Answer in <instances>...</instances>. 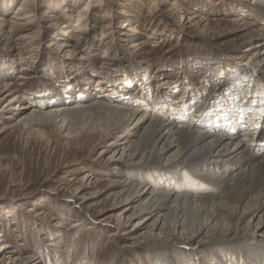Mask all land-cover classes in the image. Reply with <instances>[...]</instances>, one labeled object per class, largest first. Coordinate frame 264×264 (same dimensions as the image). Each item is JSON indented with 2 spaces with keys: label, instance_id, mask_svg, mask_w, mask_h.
I'll return each instance as SVG.
<instances>
[{
  "label": "rangeland",
  "instance_id": "obj_1",
  "mask_svg": "<svg viewBox=\"0 0 264 264\" xmlns=\"http://www.w3.org/2000/svg\"><path fill=\"white\" fill-rule=\"evenodd\" d=\"M26 1L0 0V16L7 21L0 23V87L10 84L21 104L43 107L48 103L41 98L44 91H51L60 103L65 101L63 81L78 87L72 96L95 97L100 92L94 89L95 81L104 77L100 73L105 70L106 86L113 87L117 103L129 97L124 95V78L147 81L145 101L176 113L174 100H186L191 112L187 122L196 121V113L217 102L218 95L231 102L238 101L236 96L244 90H248L246 97L262 93L264 66L259 61L264 60V51L255 52L251 44L264 27L263 15L246 17L256 22L258 31L241 30L230 21L254 0H168L165 4L164 0ZM22 9L28 18L12 19ZM19 74L29 79H19ZM86 81L91 87L82 90ZM138 101L133 104L135 109L141 108ZM15 104L11 106L18 110ZM4 126L6 122L0 129ZM39 128H10L0 133V246L7 243L17 256H34V263L38 259L42 264H151L157 257L148 252H160L157 247L162 244L186 241L177 234L156 236L138 242L137 248L125 249L134 240L131 235L140 232L134 230L142 215L128 220L118 213L121 208H115L105 190L103 181L108 177L101 175V183L88 189L86 197H76L67 187L77 177L74 173L81 178L88 171L77 169L107 160L109 153L98 156L109 139L93 148V140L68 143L50 125L43 131ZM241 131L237 129L236 134ZM176 159L167 156L152 167L167 168ZM178 186L179 181L173 189ZM74 222L79 227L70 229ZM250 224L252 228L237 236L247 238L258 231L253 230L255 221Z\"/></svg>",
  "mask_w": 264,
  "mask_h": 264
},
{
  "label": "bare ground",
  "instance_id": "obj_2",
  "mask_svg": "<svg viewBox=\"0 0 264 264\" xmlns=\"http://www.w3.org/2000/svg\"><path fill=\"white\" fill-rule=\"evenodd\" d=\"M254 1L245 6L247 9L241 8V16L230 20L237 28L256 30V22L246 21V17L263 15L264 18V0ZM165 3L168 0H164ZM23 10L12 19L26 20L28 16ZM0 23L5 25L7 21L0 16ZM205 23L201 26H206ZM262 23L264 26V19ZM252 40L255 41L251 44L255 52L264 51V27L259 28ZM259 62L264 66V60ZM106 71L100 73L104 77L95 81L94 89L100 91L95 97L82 94L80 98L74 97L71 94L78 87L63 81L67 99L61 101L62 106H57L60 101L51 91L42 94L44 102L48 100L43 107L34 108L30 102L21 104L17 91L10 84H3L0 87V102L3 103L0 124L6 122L8 126L1 128L0 133L18 127H40L43 131L45 125H50L68 143L93 140L94 148L109 139L98 156L109 153L107 160L77 169V172L88 171L81 178L74 173L77 177L67 187L76 197H86L88 189L93 190L101 183V175L108 177L109 180L103 181L105 190L115 208H121L118 213L128 220L142 215L134 230L140 232L131 235L134 240L125 249L137 248L138 242H147L156 236L169 238L177 234L186 237L182 243L158 246L160 252H148L157 257V262L154 259L151 264H264V237L261 235L264 233V86L258 96L252 94L251 97L250 94V98L246 97L248 90L236 94L238 101L228 102L226 97L218 95L217 102L208 103L196 113V121L187 122L191 113H188L189 102L176 98L172 103L178 104L176 113L164 110L159 104L153 107L145 101L147 81L137 79L133 82L129 77L124 78V95L129 97L117 103L111 93L113 87L106 86L109 83L104 80ZM19 79L29 78L19 74ZM144 79L148 78L144 76ZM88 81L82 83L86 85L82 90L90 89ZM138 81L141 89L135 83L139 84ZM162 85L165 83L160 84V88ZM50 99L56 103L51 105ZM138 100L142 105L135 109L133 104ZM13 102L18 110L12 108ZM258 127L260 131H257ZM239 128L242 131L236 134ZM167 156L177 158L175 163L167 168L157 167ZM127 174L129 180L120 178ZM178 181L179 186L173 189ZM251 221L256 222L253 230L258 231L247 238L237 236L252 228ZM78 227V222H74L70 229ZM198 238L200 240L194 243ZM0 253L4 255V264H42L38 259L34 263V256H17L7 243L0 246ZM185 256L190 258L184 260Z\"/></svg>",
  "mask_w": 264,
  "mask_h": 264
}]
</instances>
